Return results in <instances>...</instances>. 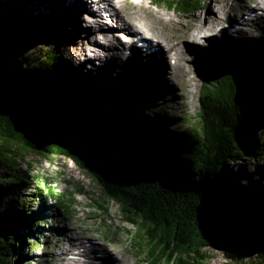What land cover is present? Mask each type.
I'll list each match as a JSON object with an SVG mask.
<instances>
[{"label":"trees","instance_id":"trees-1","mask_svg":"<svg viewBox=\"0 0 264 264\" xmlns=\"http://www.w3.org/2000/svg\"><path fill=\"white\" fill-rule=\"evenodd\" d=\"M155 1L187 13L203 2ZM66 25L53 24V34L64 35ZM59 60L54 50L21 57L0 52V264L31 259L36 247L46 245L35 233L46 235L41 223L50 199L68 214L76 203L75 191L59 193L55 186L35 181L30 161L21 168L29 153L68 157L84 166L106 191L105 204L98 198L91 206L108 212L114 201L126 207L128 222L137 227L130 232L137 256L147 246L151 264H211L207 250L218 244L229 263L252 264L256 257L253 264H264V204L252 197L262 217L253 222L249 208L238 204L226 172L233 162L264 152L263 142L243 141L247 131L264 128L259 75L246 76L219 50L211 64L214 80L203 78L200 88L199 121L176 131L167 129L160 113L149 112L142 96L134 95L126 116L108 110L97 95L87 97V87L97 82L48 78ZM116 140L126 157L121 161L113 150ZM35 203L39 211L31 212ZM14 216L18 228L34 240L6 234Z\"/></svg>","mask_w":264,"mask_h":264},{"label":"rangeland","instance_id":"rangeland-1","mask_svg":"<svg viewBox=\"0 0 264 264\" xmlns=\"http://www.w3.org/2000/svg\"><path fill=\"white\" fill-rule=\"evenodd\" d=\"M23 1L31 3L36 0H5V3L0 5V52H11L21 57L29 54L35 55L39 49H42V52L54 50L60 60L57 62L56 68L46 76L48 78L58 76L66 79L82 77L81 81L84 84L86 80L97 82L87 87L86 92L89 93L87 97L97 95L99 100L105 103L108 110L123 111L127 116L134 107V103L132 104L134 95H139L145 99L149 112L160 113L165 117V126L168 130H188L192 124L196 125V122L199 121L200 88L203 78L214 80L215 74L211 64L217 59L219 50L227 55V58L234 63L236 69L242 70L246 76L259 75L264 82V14L262 11L253 21L244 42L239 41L240 38H237L236 34L223 35L225 26L220 28L219 18H215L214 24L216 26L212 32L214 36L202 38V40L197 39L201 44H198V42L197 45L195 44L198 53L191 57L196 59V56H199V58L196 59L195 63L191 61L189 63L191 65L192 63L198 64V69L192 72L191 66H188V69L185 68L190 80L188 78L183 80L182 78V85L179 89L182 95L181 103L178 104L172 98L169 84H166L167 80L164 77L160 61L158 62V71L151 68L140 73V69L137 70L136 66L130 62L134 60V57L129 56L131 60H128V62L126 60L128 56L124 57L126 59L121 58L125 54V47L121 53L122 55L117 57L120 63L115 62V65L112 62L116 60V57H112L111 61L107 63L106 61L109 59H106V57L96 58L91 63L87 61L86 64H79L75 61L73 53L82 50L80 37L85 34L84 18L91 16L87 13V9L84 10L80 5H75V8L74 4L68 6L69 3L67 2V8L69 7V9L63 12L64 5L63 7L58 5V0H42V3L45 4V9H42L44 12L40 14L36 11L35 13L39 15L34 17L28 11L22 12L21 9H17ZM261 1L264 0H219L217 3H215V0H203L195 11L187 13L169 8L165 4H157L155 0H146V7H148V4L149 7H145V9L152 15L154 12L157 16L156 19H153L151 15L152 19L147 18L146 23L156 30V35L152 31L141 30V36L151 40L155 39L154 44L161 42L164 46L166 42L159 35V33H162L167 39H174V43H176L184 32H194V28L190 30L186 28L201 24L204 20L203 17L210 11V6H215V10L219 7L224 8L223 12L235 18L234 21L236 22L241 18L240 11L242 9L247 5L259 9L264 6ZM33 3L38 4V2ZM5 5H7V8L4 7ZM127 5L132 7L129 2H127ZM107 7V9L112 8L109 5ZM56 12H61L64 16L58 15ZM221 15L219 14V17ZM29 16L31 18H28ZM151 20L154 22H151ZM57 22H66L67 30L63 33L64 35L62 33L53 34L55 32L53 24ZM103 25V28L106 27ZM135 31L140 33L137 30ZM137 33L132 34V36L137 35ZM232 38L237 39L233 40ZM90 40L91 38L87 42ZM92 43L90 44L92 45ZM82 61L79 62L82 63ZM167 63L170 65L168 58ZM167 78L173 82H178L175 79ZM110 91L119 97L118 101L113 99ZM262 110H264V103L262 104ZM124 114L122 115L124 116ZM243 141L248 145H253L258 141L264 143V128L258 125L247 131ZM27 161H30L33 165L31 173L35 174V181L37 180L41 184L46 182V187L49 183L51 186H55L59 193L66 192V190L75 191L76 203L72 208V213L68 214L64 209L57 210L53 206L54 201L52 199L48 201L49 210L44 212L47 219L45 223H41L45 227L46 235H41L40 238L35 233V238L45 241L46 245L36 247L30 253L31 259L25 257L24 260H19L18 264H67L66 260L71 264H75L76 261L79 264H87V260L90 261L91 256H93L92 249H90V254H85L83 257L78 253H82L84 247L76 245L80 241L88 245L90 244L89 240L92 239L96 240L100 247L104 246L117 251L118 257H120L116 258L105 248H102L104 250L99 248L95 253L97 264H121V262L126 264H151L147 246H143L142 254L140 257L137 256L136 250L139 251V249L136 248V241L133 239V234L130 233L136 232L137 227L128 222L125 213L126 207L114 201H110L108 212L100 211L91 206L94 200L98 198H101L100 201L105 204L104 195L106 191L76 159L68 157L44 159L39 155L29 153L23 160L22 169L26 168ZM226 172L230 175L232 187L238 192V195L235 193L239 201L238 204L241 203L249 208L252 221L262 218L256 212L257 204H253L252 197L258 196L261 203L264 204V152L249 160L233 162L226 167ZM37 174H39L38 177ZM78 188H84L85 192L77 191ZM30 210L31 212L39 211V205L35 203L30 207ZM14 218L10 222L12 225L5 229L6 234L13 232L19 238V241H22V238H26V236L34 240L32 233H26L23 229L18 228L20 223H17L19 221L16 216ZM38 220L43 221V219ZM20 222L24 223V221ZM30 222L25 221V223ZM207 255L212 257L211 264H232L226 260L224 249L220 245L208 249ZM257 260L256 257L252 258V264Z\"/></svg>","mask_w":264,"mask_h":264},{"label":"bare ground","instance_id":"bare-ground-1","mask_svg":"<svg viewBox=\"0 0 264 264\" xmlns=\"http://www.w3.org/2000/svg\"><path fill=\"white\" fill-rule=\"evenodd\" d=\"M136 1L135 0L134 1L133 0H58L57 2L58 5L62 7L64 5V8L62 10L63 12L66 11V9H69V7L67 8V2H68L69 3L68 6H72L74 4L73 6L76 8L75 5H80L82 6L84 10L87 9L88 10L87 13L91 15V16H86L84 18L85 34H83L80 37V45L82 44V50L80 52L75 51L73 53L74 54L73 57L75 58V61L78 62L79 64H86L88 63L87 61L91 63L96 58L102 59L106 57V59H109L108 61H106L107 63L111 61L112 57H116V60L112 62L115 65L116 64L115 62L120 63L119 58L117 59V57H120L122 55L121 53L123 52L124 47H125L124 49H126L124 50L125 54L124 56H121V58L126 59L124 57L129 55L128 52L130 51V47L127 46L126 44L129 42L128 37H131L132 34L137 33L135 30L139 31L140 33H141V30L142 31L148 30V31H152V33L156 35V30L150 24L146 23V20L147 18L152 19V16H153V19H156L157 16L154 14V12L152 15L150 12H148V10L145 9L146 0H136ZM218 1L219 0H215V3H217ZM33 2H38V4L33 3ZM33 2L30 3V2L23 1L22 2L23 4L21 3L17 9H21L20 11L22 12L28 11L32 15L36 14L35 13L36 10H40V14L43 13L44 12L43 10L45 9V4L42 3V0H36ZM127 2H129L132 5V7L131 6L128 7ZM4 3H5V0H0V5ZM262 4H264V1L262 2ZM107 5H109L112 8L107 9L108 8ZM4 7L7 8V5H5ZM148 7H149V4H148ZM244 9L254 10L257 12V14L253 16L254 18L251 15H249L244 19L245 25L243 26V29L235 28L234 32H231L230 30H228L227 28H229V26H233V24L235 23L234 21L235 18L231 17V15H229L228 13L225 14V12H223L224 8L222 7L221 8L219 7L218 9L215 10V6H212V7L210 6V11L208 12V14H206L203 17L204 20L201 24H196V26L194 27L186 28L187 30L194 28L195 29L194 32H191V33L184 32L183 34L180 35L181 38L176 43H174V39L172 40L167 39L162 33H159L160 37L164 40V42H166V44L164 43V46L161 44V42L155 43L156 45H160L159 56L155 55L156 56L155 57L153 56L154 54H151L152 57L144 58L143 56L141 55L139 56L138 54H136L138 51L135 50L134 51L135 53H132L134 54L133 55L134 60H131L129 56L127 57L126 60L127 62L128 60L129 61L131 60L130 62L134 66H136V69L137 70L140 69V73L143 70L151 69V68H154L156 69V71H158L157 69L158 62L160 61V64L162 65V71H163L164 77L167 80L166 84H169V87L171 88L172 98H174L173 100L176 101L178 104H180L182 95L179 89H180V86L182 85V78L183 80L187 78L188 80H190L188 74L186 73L187 70H185V68L188 69V66H191V68L190 67L189 68L192 70V72L198 69L197 67L198 64H193V63H195L196 59L199 58V56H196V59L191 57L198 53V50L195 44L197 45V42L199 44L200 41L198 40H202V38H211L214 36L212 32L216 26V24H214L215 18L216 19L219 18L218 24L221 25L220 28L225 26L223 35L226 36V35L236 34L237 38H240L239 41L244 42V39L247 37V32H249V28L253 24V21L256 19V17H258L257 16L258 13L262 11L264 14V6L257 9L251 5H247ZM56 13L58 15L64 16V14H62L61 12H56ZM212 13H213V16H212ZM219 14H222V15L219 17ZM244 15L245 13H243V16ZM161 17H164V16H161ZM151 22H154V21L151 20ZM102 24H104L106 27L103 28ZM134 37H136V35H134ZM90 38L91 40L87 42V40H89ZM237 38H232V39L234 40ZM154 40L155 39L153 40L150 39L149 47L153 45L155 46ZM226 41H229V40H226ZM92 42H95V43H92ZM90 43H92V45ZM167 58H169L170 61L175 58L176 64L173 65L170 63L169 65L167 63ZM80 60H83L82 63L79 62ZM189 61L193 62L192 65L191 63H189ZM167 77L171 79H175V81H178V82H173L169 80ZM90 243L92 245H85L83 241H80L79 244L76 245L79 247H84V250L82 251V253H78L79 255L83 257L85 256V254H90L91 253L90 249H92L93 256H91L90 261L87 260V264H97V256L95 255V253L97 252V249L99 248L101 249L105 248V250H107L110 254H112V256L114 257L116 256V258L118 257L117 251L115 250L113 251L112 249H109L104 246L100 247L99 243H96V240H91ZM66 263L71 264L68 260H66ZM75 264H79V262L76 261ZM121 264H126V263L121 262Z\"/></svg>","mask_w":264,"mask_h":264},{"label":"water","instance_id":"water-1","mask_svg":"<svg viewBox=\"0 0 264 264\" xmlns=\"http://www.w3.org/2000/svg\"><path fill=\"white\" fill-rule=\"evenodd\" d=\"M113 150L116 154L117 160L121 161L122 159L126 158L124 155V150L122 149V144L119 140H116L115 145H113ZM218 245H220V244H218ZM215 246H217V245H215ZM215 246H213V247H215ZM220 246H222V245H220Z\"/></svg>","mask_w":264,"mask_h":264}]
</instances>
